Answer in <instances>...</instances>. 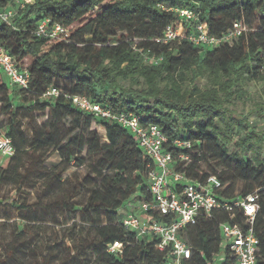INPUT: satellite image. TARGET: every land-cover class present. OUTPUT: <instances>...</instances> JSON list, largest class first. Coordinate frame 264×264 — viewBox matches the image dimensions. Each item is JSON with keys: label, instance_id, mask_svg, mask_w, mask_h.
<instances>
[{"label": "trees", "instance_id": "1", "mask_svg": "<svg viewBox=\"0 0 264 264\" xmlns=\"http://www.w3.org/2000/svg\"><path fill=\"white\" fill-rule=\"evenodd\" d=\"M176 8L196 15L186 23L187 32L197 22L216 37L235 22H243L247 30L217 46L196 45L187 38L158 42L168 26L177 27L181 20ZM43 18L68 26L69 37L36 36L34 29ZM0 45L31 75L28 88H22L7 82L0 68V112L7 116L5 134L15 148L8 165L0 166V187L11 183L15 191L0 196V206L36 212L37 202L27 205L19 195L43 179L64 186L47 208L78 212L82 218V233L71 236L68 255L61 249L30 247L26 264H155L167 257L156 247V238L140 237L123 225L121 210L131 200L151 198V158L128 128L80 110L64 93L86 95L115 111H134L144 124H158L168 137L165 149L174 156V166L200 182L217 175L223 184L218 192L226 198L258 191L255 230L264 264L262 139L248 131L246 117L230 116L227 106L244 97L250 81L264 80V0H34L18 10L12 25L0 22ZM201 77L207 78L204 89L196 82ZM129 80L138 87L126 86ZM52 86L62 93L44 96ZM37 112L47 116L41 124L34 121ZM257 112L264 116V106ZM22 115L30 135L22 127ZM236 126L247 134L230 150ZM178 137L192 140V148L175 146ZM54 153L60 161L50 166L46 161ZM181 153L190 159H181ZM71 163L86 167V175L80 178L73 171L64 176ZM77 196L84 197L82 203L73 201ZM35 216L30 220L39 221ZM228 219L223 211L185 228L192 256L184 264H213L222 248L219 222ZM116 241L123 243L122 250L110 252ZM19 250L14 244L9 258ZM222 264H234L228 251Z\"/></svg>", "mask_w": 264, "mask_h": 264}, {"label": "built area", "instance_id": "2", "mask_svg": "<svg viewBox=\"0 0 264 264\" xmlns=\"http://www.w3.org/2000/svg\"><path fill=\"white\" fill-rule=\"evenodd\" d=\"M34 0H2L0 2V22L12 25L18 10ZM181 20L177 27L168 26L158 42L171 43L179 38H187L196 45L217 46L223 41L232 42L247 30L243 22H235L233 28L222 37L210 35L204 22L194 24L187 32L186 23L196 15L187 8L175 9ZM36 36L52 40L67 39L70 28L62 23L43 18L34 29ZM161 57L156 60L160 61ZM0 68L11 84L28 88L31 75L27 68H21L17 59L0 45ZM62 92L50 87L44 96L56 97ZM73 104L84 112L106 119L128 128L139 147L151 158L148 170L150 199L131 200L133 209L127 210L123 218L126 229L135 231L140 237L156 238V247L165 252L166 260L155 264H184L192 256V247L186 238L185 228L198 223L201 217L213 219L226 211L228 220L219 222L222 234L221 247H225L234 258V264H261L259 261L260 239L255 230L256 216L260 208L258 191L234 199L219 194L223 187L217 175H210L205 182L188 177L185 171L174 166L175 158L166 151L168 137L158 124L141 121L134 111H115L109 105L95 101L82 94L64 93ZM173 144L178 148H192V140L175 138ZM0 151L12 155L15 151L12 139L0 135ZM181 159L189 160L190 155L180 154ZM241 211V216L237 215ZM123 243L116 241L109 251H121Z\"/></svg>", "mask_w": 264, "mask_h": 264}, {"label": "rangeland", "instance_id": "3", "mask_svg": "<svg viewBox=\"0 0 264 264\" xmlns=\"http://www.w3.org/2000/svg\"><path fill=\"white\" fill-rule=\"evenodd\" d=\"M5 80L10 82L5 76ZM197 84L204 89L207 85V78L201 77ZM126 86L132 85L133 81L124 82ZM135 85V84H133ZM138 87V85H135ZM229 115L238 120L248 119V131H254L258 138L262 139L260 150L264 156V116H258L257 111L261 106H264V80L250 81L246 85V93L243 98L234 99L228 103ZM262 111V110H261ZM34 121L43 123L47 116L41 112L34 114ZM32 118V119H33ZM23 129L27 135L31 134V127L27 118L22 115ZM7 116L0 112V129L2 134H5V125ZM100 133H104L101 126L97 127ZM247 134V131L240 126H236L232 134V143L229 145L230 150L236 149V141L242 142ZM103 136L105 134H102ZM104 139L105 136H104ZM252 150L246 153L250 156ZM87 151L83 152L86 155ZM11 155L4 154L0 151V166L6 167L9 163ZM60 161L58 154H51L47 158V164ZM216 165L215 162H213ZM65 165V164H63ZM76 171L80 178H83L87 171L84 166H76L70 164L64 176L70 175ZM220 171V168H218ZM64 186L60 183H52L49 185L47 180H40L33 188H25L20 192L19 200L28 204H34L33 208L36 212L31 211L30 214H25L16 208H5L0 206V264H26L29 261L30 247H34L37 251L45 252L47 249H61L65 255H68L67 245H71V236L77 232L82 233V218L80 214L72 213L67 209L52 208L48 209L47 205L51 203L58 195L62 194ZM15 186L11 183H4L0 187V196H8L14 194ZM83 196H77L73 201L82 203ZM33 210V209H32ZM127 209L123 208L122 213H126ZM37 214L39 221H33ZM26 226L25 233H21L23 227ZM19 245V251L16 252V258H9L10 248L14 245ZM26 251V252H23ZM226 249L221 248V252L215 256L213 264H222L225 260ZM9 258V259H8ZM3 259H7L3 262Z\"/></svg>", "mask_w": 264, "mask_h": 264}, {"label": "crops", "instance_id": "4", "mask_svg": "<svg viewBox=\"0 0 264 264\" xmlns=\"http://www.w3.org/2000/svg\"><path fill=\"white\" fill-rule=\"evenodd\" d=\"M125 209H127V210H132L133 207H132L130 204H127V206L125 207Z\"/></svg>", "mask_w": 264, "mask_h": 264}]
</instances>
